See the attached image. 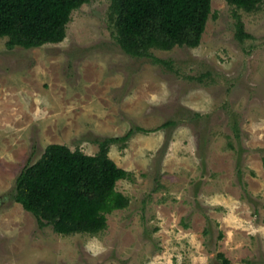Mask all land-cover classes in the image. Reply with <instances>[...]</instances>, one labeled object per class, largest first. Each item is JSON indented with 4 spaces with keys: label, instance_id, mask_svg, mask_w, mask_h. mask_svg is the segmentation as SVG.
Here are the masks:
<instances>
[{
    "label": "rangeland",
    "instance_id": "rangeland-1",
    "mask_svg": "<svg viewBox=\"0 0 264 264\" xmlns=\"http://www.w3.org/2000/svg\"><path fill=\"white\" fill-rule=\"evenodd\" d=\"M110 4L75 9L61 42L0 38V264H264V1L212 0L198 46L151 50L167 64L123 51ZM136 126L110 147L130 203L105 230L62 235L14 200L48 144L95 154Z\"/></svg>",
    "mask_w": 264,
    "mask_h": 264
},
{
    "label": "trees",
    "instance_id": "trees-1",
    "mask_svg": "<svg viewBox=\"0 0 264 264\" xmlns=\"http://www.w3.org/2000/svg\"><path fill=\"white\" fill-rule=\"evenodd\" d=\"M88 1L0 0V38H7L9 48L61 42L72 12ZM226 1L253 11L264 0ZM211 11L212 0H111L109 18L124 52L167 64L169 61L155 57L151 50L198 46ZM237 18V37H251L239 15ZM172 124L175 121L164 125ZM136 131L146 130L136 126L123 136L98 140L100 148L95 154L66 144H48L40 158L28 163L17 176L14 200L37 218L40 227L51 225L62 235L105 230L107 214L130 203L117 184L131 173L110 157V147ZM224 263L228 264V259Z\"/></svg>",
    "mask_w": 264,
    "mask_h": 264
}]
</instances>
